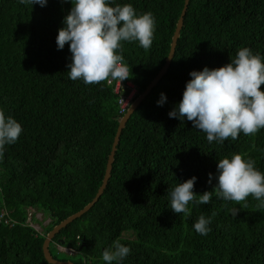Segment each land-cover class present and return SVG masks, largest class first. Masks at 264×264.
<instances>
[{"label": "trees", "instance_id": "trees-1", "mask_svg": "<svg viewBox=\"0 0 264 264\" xmlns=\"http://www.w3.org/2000/svg\"><path fill=\"white\" fill-rule=\"evenodd\" d=\"M72 3L47 0L31 7L0 0V109L22 126L0 158V213L10 221L0 225V264H49L42 251L46 235L94 198L124 115L113 84L69 79L72 53L67 43L58 50L56 38ZM117 4L155 17L148 50L138 41H121L117 49L137 97L165 62L184 0H109V6ZM244 47L264 58V0L189 1L174 58L122 130L106 189L53 238V258L107 264L103 251L118 240L130 248L120 264H264V207L250 195L244 208L245 202L225 201L213 189L218 160L234 154H246L264 174V128L210 144L186 117L168 116L191 71L218 69ZM193 176L194 193L213 191L212 199L189 202L188 216L176 214L169 193ZM32 211L35 222L48 221L41 233L27 224ZM201 214L212 217L207 235L193 227Z\"/></svg>", "mask_w": 264, "mask_h": 264}, {"label": "clouds", "instance_id": "clouds-1", "mask_svg": "<svg viewBox=\"0 0 264 264\" xmlns=\"http://www.w3.org/2000/svg\"><path fill=\"white\" fill-rule=\"evenodd\" d=\"M20 3L44 7L47 0H20ZM72 5L56 38L58 50L67 43L72 53L69 79H82L91 85L108 81L109 77L120 82L130 78L129 67L123 62V56L117 54V49L121 41H138L148 50L153 42V13L137 15L131 4L109 6V0H75ZM262 59L259 53L253 54L250 48L244 47L218 69L204 67L201 71H191L181 101L168 116L181 120L186 117L195 129L206 133L210 144L213 141L223 144L229 137L236 140L241 132L245 135L257 133L264 128V92L260 90L264 84ZM165 101L166 96L161 93L157 104L162 106ZM21 133V124L11 116L6 117L0 109V158L5 146L15 143ZM245 156L234 154L231 159L218 160L215 195L237 204L245 202L244 208H247L246 198L251 195L260 202L258 207H264V174L255 167L253 159ZM212 178L209 173V184ZM196 179L193 176L170 191L174 213L188 216L189 202L208 204L211 201L213 191L194 193ZM238 211L236 208L231 214L236 216ZM30 213L33 220L34 212ZM211 222L212 217L201 214L193 227L198 234L207 235ZM129 254L130 248L116 240L104 249L102 259L107 264H120Z\"/></svg>", "mask_w": 264, "mask_h": 264}, {"label": "water", "instance_id": "water-1", "mask_svg": "<svg viewBox=\"0 0 264 264\" xmlns=\"http://www.w3.org/2000/svg\"><path fill=\"white\" fill-rule=\"evenodd\" d=\"M189 1L190 0H184L183 8H182L180 16L177 20L176 27H175L174 33L172 35V38H171L169 52H168V55L165 59V62L163 64L162 68L159 70L157 75L152 79V81L147 85V87L144 89V91L142 93H140L134 99V101L130 104V106L128 107V109L126 110V112L124 113V115L121 117V119L119 121L117 131H116V134L114 136V140H113V143L111 146V150H110V153L108 155L107 162H106V167H105V172H104V176L102 179V183H101L97 193L95 194L94 198L85 207H83L80 211L70 215L65 220L61 221L51 231H49L48 234L46 235L44 242H43V245H42V251H43V256H44L45 260L49 264H74L72 261H60V260L53 258V256L51 255V253L49 251L50 242L53 240V238L62 229L66 228L73 221L81 218L84 214H86L95 205V203L99 200V198L103 194L104 190L106 189L108 181L111 177L112 165L114 162L115 153L117 151V146H118L119 141H120V136H121L122 130L125 128L126 123L128 122L131 115L136 111V109L146 99V97L150 94V92L153 90V88H155L157 86L159 81L166 75V73L170 67V64L172 62V59L174 58L175 49L177 46V41H178V38H179V35L181 32V29L183 27L184 17L186 15V11H187Z\"/></svg>", "mask_w": 264, "mask_h": 264}, {"label": "built area", "instance_id": "built-area-1", "mask_svg": "<svg viewBox=\"0 0 264 264\" xmlns=\"http://www.w3.org/2000/svg\"><path fill=\"white\" fill-rule=\"evenodd\" d=\"M108 84H113L114 85V93L119 96L118 98V105H119V110L120 113H125L134 98L137 95V88L132 84L130 81H119V80H112L111 78L108 80ZM127 91L126 94H122V92ZM27 224L31 227H34L31 225V213L29 212L28 218H27ZM10 221L6 218L5 213L1 212L0 213V225L2 223H9ZM59 250H62L68 254H73L74 250L73 249H64V248H59Z\"/></svg>", "mask_w": 264, "mask_h": 264}, {"label": "rangeland", "instance_id": "rangeland-1", "mask_svg": "<svg viewBox=\"0 0 264 264\" xmlns=\"http://www.w3.org/2000/svg\"><path fill=\"white\" fill-rule=\"evenodd\" d=\"M36 217L38 218L39 221L42 220V215L40 213L36 214ZM47 222L48 221L35 222V220H32L31 225L35 226V229L41 232L42 231L41 225L44 226L47 224ZM125 236L132 237L130 234H125Z\"/></svg>", "mask_w": 264, "mask_h": 264}, {"label": "bare ground", "instance_id": "bare-ground-1", "mask_svg": "<svg viewBox=\"0 0 264 264\" xmlns=\"http://www.w3.org/2000/svg\"><path fill=\"white\" fill-rule=\"evenodd\" d=\"M127 93V92H126ZM41 233V232H40ZM59 246V245H58ZM61 248V247H60Z\"/></svg>", "mask_w": 264, "mask_h": 264}]
</instances>
